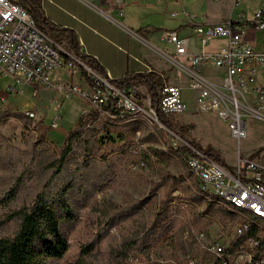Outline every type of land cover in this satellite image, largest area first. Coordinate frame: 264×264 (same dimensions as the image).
Masks as SVG:
<instances>
[{
    "label": "rangeland",
    "instance_id": "374dc122",
    "mask_svg": "<svg viewBox=\"0 0 264 264\" xmlns=\"http://www.w3.org/2000/svg\"><path fill=\"white\" fill-rule=\"evenodd\" d=\"M240 3L236 10L250 19L254 0ZM222 72L204 65L207 76L218 78ZM77 77L61 68L52 79L61 83ZM0 93V236L17 230L16 210L49 185L58 199L63 198L69 216L59 207L68 249L48 264H182V228L214 231L227 225L225 218L230 217L203 198L186 159L169 148L190 140L234 165L238 143L213 114L194 112L189 90H183L189 110L170 119L175 135L147 115V105L137 116L119 109L102 116L77 95L64 99L56 89L16 84L5 74H0ZM140 93L148 96L144 85ZM26 110L34 117L26 116ZM75 128L80 133L61 158L67 134ZM239 147L241 156L264 164V121H248V134ZM180 176L183 181L177 180ZM171 184L175 188L169 194ZM14 186V196L6 199ZM166 194L170 201L160 209ZM132 253L138 260H129Z\"/></svg>",
    "mask_w": 264,
    "mask_h": 264
},
{
    "label": "built area",
    "instance_id": "2783aa9c",
    "mask_svg": "<svg viewBox=\"0 0 264 264\" xmlns=\"http://www.w3.org/2000/svg\"><path fill=\"white\" fill-rule=\"evenodd\" d=\"M109 1L113 9H118L121 0ZM84 2L103 17L117 22L101 6V1ZM186 17L201 45L199 52H191L190 37L180 36L176 30L161 31L160 37L172 43L175 53L186 56L191 63L183 67V72L192 93L194 112L213 114L225 123L230 137L238 143L234 165L230 169L185 141L190 148L186 156L189 171L205 188L228 193L232 199L251 207L248 222H262V229H245V222H232L233 218H225L227 225L222 224L214 231L208 227L182 228L180 236H184V244L180 259L182 264H264V164L241 156L239 147V142L248 134V121H264V49L256 48L249 40L250 33L255 35L264 30V3L250 19H244V14L240 13L235 19L203 24L194 22L192 15L186 14ZM216 39L224 40V43L214 51L204 50ZM80 49L82 51L81 46ZM63 53L70 56L66 63ZM205 64L223 69L222 74L218 78L205 75ZM61 68H67L69 76H78L77 79L54 82L53 72ZM0 74L10 76L16 84L56 89L64 99L77 95L94 105L97 114L102 116L118 109L137 116L138 108L147 105V115L159 121L150 105V96L140 93V86L121 88L111 81L121 80L124 76L112 78L105 72L103 77L91 70L66 52L62 43L38 29L19 0H0ZM2 100L0 93V102ZM55 101L60 108L59 100ZM188 104L183 88L164 80L159 91L160 112L170 120L187 112ZM57 119L52 126L56 125ZM163 127L175 135L166 125ZM254 212H263V220H255ZM165 244L170 245L169 236L165 238ZM195 249H202V256H195ZM132 259L138 260L137 255L130 254L129 260Z\"/></svg>",
    "mask_w": 264,
    "mask_h": 264
},
{
    "label": "crops",
    "instance_id": "0c3cea01",
    "mask_svg": "<svg viewBox=\"0 0 264 264\" xmlns=\"http://www.w3.org/2000/svg\"><path fill=\"white\" fill-rule=\"evenodd\" d=\"M99 1L117 22L103 17L84 0H41V7L51 22L72 30L84 54L95 58L112 78L152 70L166 83L183 90H188L183 67L191 63L186 56L177 55L173 44L162 39L160 32L176 30L180 36L190 37L189 50L199 52L201 45L186 14L194 16L196 23L213 24L245 13L237 11L241 0H121L118 9H113L109 0ZM254 2L253 12L264 0ZM249 40L256 48L264 49V30L250 33ZM223 43L221 39L213 40L204 50L214 51Z\"/></svg>",
    "mask_w": 264,
    "mask_h": 264
},
{
    "label": "trees",
    "instance_id": "16d2710c",
    "mask_svg": "<svg viewBox=\"0 0 264 264\" xmlns=\"http://www.w3.org/2000/svg\"><path fill=\"white\" fill-rule=\"evenodd\" d=\"M20 3L29 11L36 27L45 32L54 41L62 43L66 52L74 55L77 59L85 63L91 70L105 77V71L95 59L84 54L79 45L76 34L68 29L58 26L45 17L41 0H19ZM66 63L70 56L63 53ZM85 74V71L83 70ZM118 87L127 85H144L150 96V105L155 109L158 120L173 130L171 121L166 118L159 110V91L163 86L164 79L157 72H142L124 76L121 80H112ZM80 130L72 129L68 132L61 149L60 157L64 158L71 149L72 139L78 136ZM189 145L209 155L221 165L232 168L227 165L216 153L200 148L194 142L185 140ZM171 151L186 158L190 148L185 144L179 147L169 146ZM185 177H178V181H183ZM175 181V180H173ZM49 185L38 192L35 198L29 204H23L14 214L19 218L17 230L11 236H0V264H48L49 260L61 258L68 249L67 240L60 230L59 207L63 210L65 216H69V211L65 206L63 198L50 191ZM175 184L169 187V194L174 190ZM15 186L6 194V199H11L15 194ZM167 192V193H168ZM169 194L161 200L160 209L170 201ZM1 201V200H0ZM4 220L0 219V226Z\"/></svg>",
    "mask_w": 264,
    "mask_h": 264
},
{
    "label": "bare ground",
    "instance_id": "6f19581e",
    "mask_svg": "<svg viewBox=\"0 0 264 264\" xmlns=\"http://www.w3.org/2000/svg\"><path fill=\"white\" fill-rule=\"evenodd\" d=\"M140 109L141 108H138V110ZM25 115L31 118L34 117V112L26 110ZM158 122L162 128L166 129L160 121ZM198 186L200 187L198 191H202L204 194L203 198L216 203L222 209L226 217L233 218L235 221L245 222V229H262V222H248L249 214H251V207L246 206V204L238 200L232 199L228 193L213 192L211 189L205 188L204 184H199ZM254 219L263 220V212H254ZM184 228H188V226ZM181 242L184 244V236H181ZM195 256H202V249H195ZM128 257L130 259V255Z\"/></svg>",
    "mask_w": 264,
    "mask_h": 264
},
{
    "label": "water",
    "instance_id": "95a60500",
    "mask_svg": "<svg viewBox=\"0 0 264 264\" xmlns=\"http://www.w3.org/2000/svg\"><path fill=\"white\" fill-rule=\"evenodd\" d=\"M167 129V128H166Z\"/></svg>",
    "mask_w": 264,
    "mask_h": 264
}]
</instances>
